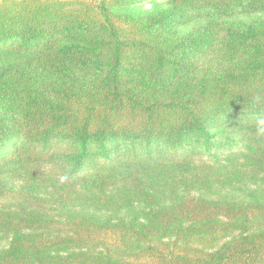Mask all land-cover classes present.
Instances as JSON below:
<instances>
[{
	"label": "trees",
	"instance_id": "1",
	"mask_svg": "<svg viewBox=\"0 0 264 264\" xmlns=\"http://www.w3.org/2000/svg\"><path fill=\"white\" fill-rule=\"evenodd\" d=\"M155 1L0 0V264H264V0Z\"/></svg>",
	"mask_w": 264,
	"mask_h": 264
},
{
	"label": "clouds",
	"instance_id": "2",
	"mask_svg": "<svg viewBox=\"0 0 264 264\" xmlns=\"http://www.w3.org/2000/svg\"><path fill=\"white\" fill-rule=\"evenodd\" d=\"M256 134L258 136H264V119H258L256 121ZM66 179V176H62L60 177V182L63 183Z\"/></svg>",
	"mask_w": 264,
	"mask_h": 264
},
{
	"label": "rangeland",
	"instance_id": "3",
	"mask_svg": "<svg viewBox=\"0 0 264 264\" xmlns=\"http://www.w3.org/2000/svg\"><path fill=\"white\" fill-rule=\"evenodd\" d=\"M164 0H157V1H155L154 3H146V4H144L143 6H142V9L143 10H151L153 7H154V5L155 4H157V5H164ZM4 245H6V243L5 242H2V246H4Z\"/></svg>",
	"mask_w": 264,
	"mask_h": 264
}]
</instances>
